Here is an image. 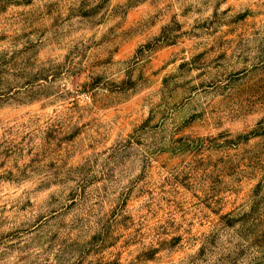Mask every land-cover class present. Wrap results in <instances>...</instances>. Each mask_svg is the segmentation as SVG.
I'll use <instances>...</instances> for the list:
<instances>
[{"label": "rangeland", "instance_id": "374dc122", "mask_svg": "<svg viewBox=\"0 0 264 264\" xmlns=\"http://www.w3.org/2000/svg\"><path fill=\"white\" fill-rule=\"evenodd\" d=\"M0 264H264V0H0Z\"/></svg>", "mask_w": 264, "mask_h": 264}]
</instances>
